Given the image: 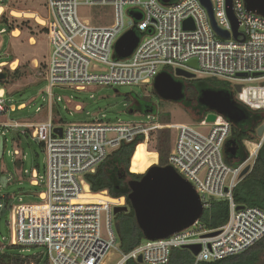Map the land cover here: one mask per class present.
Returning <instances> with one entry per match:
<instances>
[{"label":"built area","instance_id":"obj_1","mask_svg":"<svg viewBox=\"0 0 264 264\" xmlns=\"http://www.w3.org/2000/svg\"><path fill=\"white\" fill-rule=\"evenodd\" d=\"M210 2L215 23L229 34L227 38L215 33L199 0H173L169 4L160 0H46V17L38 21L35 15L34 20L46 29L50 45L45 60L48 91L55 87L85 91L94 85L146 86L160 72L173 76L180 69L195 78H216L234 88L239 85V92L236 88L235 93L227 91L235 104L264 116V17L247 11L244 0H232V12L238 22V36L234 38L226 0ZM81 7L92 10L88 19L80 15ZM104 7L113 11L114 21L110 24L99 19V10ZM124 8L130 17L126 25ZM136 14L140 15L139 20L135 19ZM185 21L187 27L183 25ZM129 30L139 37L137 46L129 57L113 58L114 45ZM0 90L1 114L7 103L3 89ZM10 110L14 111L13 107ZM147 118L153 121H96L62 127L49 119L34 124L31 139L43 145L46 155V190L38 194L39 204L10 202L9 246L41 247L43 252L33 256L45 255L47 264H104L103 259L112 250L120 254L115 264H169L173 250L197 245L199 251L193 256L197 264L240 254L261 240L264 212L238 207L233 191L242 170L246 166L252 169L264 145V120L259 142L250 144L246 160L232 168L223 155L232 125L226 117L216 114L211 123L204 119L200 131L188 124L161 125L157 114ZM163 127L176 131L168 165L193 187L203 212L211 202L225 200L228 214L209 227L199 218L182 231L163 239H145L123 253L116 246L111 221L115 207L127 206L125 197L113 198L107 191L92 193L84 175L94 173L96 166L121 143L143 136L146 144L150 133ZM56 128H61V135L55 132ZM31 177L30 184L38 186L35 170ZM3 206L0 203V208ZM5 248L1 245L0 249Z\"/></svg>","mask_w":264,"mask_h":264},{"label":"rangeland","instance_id":"obj_2","mask_svg":"<svg viewBox=\"0 0 264 264\" xmlns=\"http://www.w3.org/2000/svg\"><path fill=\"white\" fill-rule=\"evenodd\" d=\"M0 5L4 8L2 14H5L4 18L8 24L18 27L12 32L0 33V57L4 60L0 65V74L3 72L1 81L4 82L3 85H0V89H3L7 103V109L0 114L1 204H3L1 197L6 194L12 198V205L39 204L38 194L46 190V155L44 150L40 149L39 143L31 139L32 126L36 123L49 119L62 127L96 121L108 124L118 122L149 123L153 119H148L147 116L155 115L157 112L163 117V122H168L169 125L188 124L196 130H202V119H199L191 109L186 108V102L167 101L159 98L153 91L152 84L120 87L94 85L85 91H75L70 87H55L49 92L48 83L45 81V60L49 57L50 45L47 32L42 30L43 27L34 20L33 16L36 15L38 21L46 17V0H0ZM79 12L84 19H88L92 15V10L88 7H81ZM129 18L128 9L124 8L123 21L125 25ZM99 19L107 24L112 23L114 21L112 9L101 8ZM17 67L19 68L17 74L6 75L3 70V68H7L13 72ZM99 67L104 66L99 65ZM173 77L186 80L175 74ZM194 87H199V83H195ZM226 88L227 91L236 92L234 86L227 82ZM195 95L196 93H193V96L188 94L189 100H192L191 105L195 104ZM66 99H69L70 102L66 103ZM19 103H23L24 107L18 109L19 107L16 105ZM136 103H139L141 109H137ZM132 105L135 111L130 112ZM145 105L154 107V113H146ZM10 106L14 111L10 110ZM168 129L169 144L166 146L164 156L170 152L176 137V131ZM160 130L152 131L148 142L142 143L133 160L132 170L143 171L148 166L159 165L156 146ZM246 146L250 147V144H246ZM16 162H21V166L18 167ZM33 169L39 176L38 186L30 184ZM129 173H131L130 166ZM128 207L130 209V206ZM9 215L10 210L5 209V206L0 208V248L1 245L9 246L11 242V232L7 224ZM105 223L106 220L103 216L102 229H104ZM116 223L117 219L113 214L111 228L116 235V246L119 247ZM15 250L26 258H30L34 254L40 255L43 252L41 247H18ZM2 251L0 249V254ZM40 257L46 259L45 255ZM119 258V251L112 250L109 255L105 256L103 263L115 264Z\"/></svg>","mask_w":264,"mask_h":264},{"label":"trees","instance_id":"obj_3","mask_svg":"<svg viewBox=\"0 0 264 264\" xmlns=\"http://www.w3.org/2000/svg\"><path fill=\"white\" fill-rule=\"evenodd\" d=\"M2 6V5H0ZM5 14L1 15L0 21V32H12L17 29V26L13 24H8L4 18ZM46 31L45 28L42 29ZM4 60L0 57V64ZM6 75L17 74L19 68L10 72L7 68H3ZM3 74V72L1 73ZM183 86L192 87L195 91L210 89V90H222L227 92L226 82L217 80L216 78H202V79H192V80H180ZM195 83H199V87H194ZM4 82L0 79V85ZM193 85V86H192ZM1 88V86H0ZM198 88V89H197ZM198 91V92H199ZM196 96V95H195ZM192 100L186 102L187 109H191L195 112L199 119H205L207 110L198 105L196 101L194 105H191ZM23 103H19L16 107L21 106ZM137 109H141L139 103L136 104ZM239 111L245 115L240 123L232 124L231 131L228 139L225 142L228 146H233L238 152L236 154H224L226 163L235 168L241 163H243L248 156V146L246 144H256L259 142V137L257 136V129L264 120L262 113L251 112L242 106H237ZM130 109L133 110V105ZM146 113H154V107L144 106ZM158 117L160 116L155 112ZM201 120V122H202ZM159 124L168 125V122H163V117L158 118ZM160 135L158 138L156 152L158 153L159 165H168V155H165L166 146H168V134L169 129L166 127L160 128ZM143 143V136H137L132 142L121 143L120 146L112 151L107 158L95 168L94 173H87L84 175L86 184L92 193L98 194L103 191H107L108 195L113 198L125 197V203L129 206V201L127 195L129 189L127 186V180H138L141 175L144 174L147 169L143 171L132 170V164L135 156L137 155L141 145ZM224 145V147H225ZM41 150H43V145L39 144ZM21 162H16L18 167L21 166ZM38 166V165H36ZM129 166L130 171L129 173ZM35 170V169H33ZM32 170V171H33ZM136 173V174H132ZM141 174V175H138ZM5 209H9V203L11 202V197L6 194L1 197ZM233 201L238 207H253L264 212V145L259 150L257 157L255 159L254 165L250 172L242 178L236 185L233 191ZM228 214V203L225 200L213 201L210 207L205 209L200 221L206 226L216 225L226 218ZM117 223V236L119 240L120 250L123 253H127L141 244L145 239L138 229L134 214L130 208L127 212H122L116 216ZM16 246H7L4 251L0 254V264H47V260L34 256L26 258L21 256L15 249ZM193 255L186 249H175L172 251L170 256L169 264H195ZM136 264V263H130ZM197 264H264V237L256 242L254 245L249 247L244 252L225 258L216 262H201Z\"/></svg>","mask_w":264,"mask_h":264},{"label":"water","instance_id":"obj_4","mask_svg":"<svg viewBox=\"0 0 264 264\" xmlns=\"http://www.w3.org/2000/svg\"><path fill=\"white\" fill-rule=\"evenodd\" d=\"M173 0H160L163 4H169ZM206 9L211 26L215 33L221 38H227L228 33L220 30L214 20L210 0H199ZM227 15L233 29V36H238V22L232 12V0H226ZM244 7L247 11L264 17V0H244ZM136 20L140 15L136 14ZM188 26V21L183 23ZM139 37L134 30H129L123 34L114 45L113 58L124 59L129 57L137 46ZM193 66L194 62L191 63ZM175 75L186 80L194 79L191 73L177 69ZM245 76L244 74H239ZM3 74H0V79ZM240 91V86H235ZM152 89L157 96L163 100L182 102L185 100L183 83L175 79L167 72H160L152 83ZM197 103L205 108L209 113L206 115L205 122L215 121L216 114L226 117L231 124L240 123L245 119V115L239 111L235 101L231 99L228 92L222 90L203 89L198 92ZM131 112V111H130ZM263 125L259 126L256 133L262 135ZM55 132L61 135V128H56ZM233 152L231 146L226 143L224 154ZM250 172V167L246 166L239 175L244 178ZM129 193L127 199L129 206L133 211L138 229L141 231L144 239L157 240L166 238L174 233L182 231L191 226L203 214V206L199 196L193 187L184 180L169 165H153L141 175L138 180L127 182ZM128 206L115 207L113 214L127 212ZM214 235V234H213ZM193 256L197 255L199 246L186 247ZM137 261L140 263L141 258Z\"/></svg>","mask_w":264,"mask_h":264},{"label":"flooded vegetation","instance_id":"obj_5","mask_svg":"<svg viewBox=\"0 0 264 264\" xmlns=\"http://www.w3.org/2000/svg\"><path fill=\"white\" fill-rule=\"evenodd\" d=\"M183 90H184V94H185V100L184 101H182L181 103H184V102H188L189 101V96H188V94L190 93V94H192V96H193V93H196V102H197V96H198V93H197V91H195L194 90V88H192V87H187V86H183ZM137 104V103H136ZM231 148H232V150H233V152H231L232 154H236V152H238L236 149H234V147L233 146H231ZM129 181H132V180H127V182H129Z\"/></svg>","mask_w":264,"mask_h":264},{"label":"bare ground","instance_id":"obj_6","mask_svg":"<svg viewBox=\"0 0 264 264\" xmlns=\"http://www.w3.org/2000/svg\"><path fill=\"white\" fill-rule=\"evenodd\" d=\"M3 10H4V8L2 7V6H0V15L2 14V12H3ZM19 15V14H18ZM17 16V15H16ZM34 17H35V15H33ZM38 19V18H37ZM13 65H15V64H13ZM12 68H13V66H12ZM2 93V91L0 90V94Z\"/></svg>","mask_w":264,"mask_h":264}]
</instances>
